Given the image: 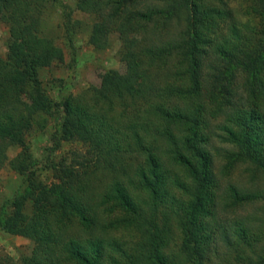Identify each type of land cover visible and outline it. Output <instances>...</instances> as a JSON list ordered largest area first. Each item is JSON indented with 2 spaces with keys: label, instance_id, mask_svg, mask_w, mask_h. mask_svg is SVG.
Listing matches in <instances>:
<instances>
[{
  "label": "trees",
  "instance_id": "trees-1",
  "mask_svg": "<svg viewBox=\"0 0 264 264\" xmlns=\"http://www.w3.org/2000/svg\"><path fill=\"white\" fill-rule=\"evenodd\" d=\"M72 1L92 19L94 50L106 49L112 33L125 37L124 71L54 102L39 73L63 54L44 17L57 10L68 44L86 24L64 0H0L8 33L0 58V164L9 146L21 148L23 164L25 134L46 114L55 116L59 139L84 146L111 179L97 203L85 174L72 180L59 169L63 177L51 185L27 174V193L10 203L16 211L0 208V231L33 243L19 264H264V191L253 185L264 177V114L253 104L264 100V0L246 1L255 26L235 17L227 0ZM216 157L226 172L244 166L248 184L221 188ZM26 198L28 214L19 200ZM109 201L118 217H107ZM256 201L262 205L248 215H225ZM118 225L135 233L132 245L108 236Z\"/></svg>",
  "mask_w": 264,
  "mask_h": 264
},
{
  "label": "rangeland",
  "instance_id": "rangeland-1",
  "mask_svg": "<svg viewBox=\"0 0 264 264\" xmlns=\"http://www.w3.org/2000/svg\"><path fill=\"white\" fill-rule=\"evenodd\" d=\"M246 1L249 0H227V3L233 15L241 22L255 26L257 19L246 14ZM64 4L73 10L72 0H64ZM72 16L85 23L86 28L76 33L70 44L64 41L57 27L59 20L56 9H49L43 21L44 31L53 38L54 43L61 48L63 54L60 63H55L39 73L42 88L54 102H59L68 96L82 95L87 89L98 87L104 82L110 71H117L120 74L124 71L121 56L125 37L112 33L108 37L109 46L106 49L94 50L88 43V26L92 21L91 17L74 10ZM7 35L6 25L0 21V58L2 59L6 53ZM128 38L134 40L133 37L129 36ZM28 99L26 93L25 100L28 102ZM253 104L259 112L264 114L263 99L254 98ZM216 145L219 144L216 143ZM24 147L26 159L22 165L18 155L21 148L9 146L5 150L4 158L0 164V208L5 206L6 211L10 213L16 211V208L10 203L27 193L25 176L27 174L29 176L30 172L32 173V176H29L31 180L51 185L58 183L60 176L63 177V173L61 174L59 169L71 174L72 180H82V177H85L83 174L89 176L92 198L97 203L101 202L99 195L110 182L109 172L90 163L87 159L86 149L81 144L64 142L59 139L55 116L36 115L31 129L25 134ZM224 163V160L216 157L213 164L221 188L227 182L238 186L248 184L244 166H235L231 171L226 172L223 168ZM253 185L264 191V177L257 176ZM19 200L22 202V209H19L22 213L28 214L30 204L27 198ZM261 205L262 203L259 201L247 203L227 211L225 215L228 217L248 215ZM106 209L109 218L118 217L121 213L112 201L106 204ZM69 232H77L76 227L70 228ZM108 236L114 238L120 245H125V247L132 245L136 240L135 233L126 225L111 227ZM173 237L172 246L178 242V237L175 235ZM32 248L33 243L30 240L0 231V260L8 259L12 263L19 264L28 258Z\"/></svg>",
  "mask_w": 264,
  "mask_h": 264
}]
</instances>
